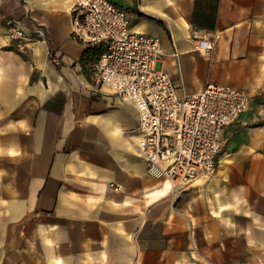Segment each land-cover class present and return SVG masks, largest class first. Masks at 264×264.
<instances>
[{
    "label": "crops",
    "instance_id": "1",
    "mask_svg": "<svg viewBox=\"0 0 264 264\" xmlns=\"http://www.w3.org/2000/svg\"><path fill=\"white\" fill-rule=\"evenodd\" d=\"M110 1L131 31L157 37L181 93L226 84L249 104L223 132L213 175L171 189L146 172L135 105L95 83L94 60L83 66L75 0H5L0 264H264V0ZM7 18L30 48L15 49Z\"/></svg>",
    "mask_w": 264,
    "mask_h": 264
},
{
    "label": "built area",
    "instance_id": "2",
    "mask_svg": "<svg viewBox=\"0 0 264 264\" xmlns=\"http://www.w3.org/2000/svg\"><path fill=\"white\" fill-rule=\"evenodd\" d=\"M5 23L16 50L31 47L19 20ZM37 32L43 35L41 28ZM193 36L197 49L213 46L198 31ZM71 37L101 48L93 64L96 82L138 110L136 148L148 175L164 178L171 189L213 175L223 132L249 104L245 90L207 84L199 92L181 93L162 67L157 37L131 31L128 12L110 0H75ZM49 56L55 65L61 63L53 50ZM109 187L119 190L113 183Z\"/></svg>",
    "mask_w": 264,
    "mask_h": 264
},
{
    "label": "trees",
    "instance_id": "3",
    "mask_svg": "<svg viewBox=\"0 0 264 264\" xmlns=\"http://www.w3.org/2000/svg\"><path fill=\"white\" fill-rule=\"evenodd\" d=\"M101 52L102 50L99 46L87 47L81 59L83 66H85L89 61H96Z\"/></svg>",
    "mask_w": 264,
    "mask_h": 264
},
{
    "label": "rangeland",
    "instance_id": "4",
    "mask_svg": "<svg viewBox=\"0 0 264 264\" xmlns=\"http://www.w3.org/2000/svg\"><path fill=\"white\" fill-rule=\"evenodd\" d=\"M91 74H92V76H93V79H94V81H95V83H97L96 82V77H95V74H94V70L92 69V71H91ZM98 84V83H97ZM99 85V84H98Z\"/></svg>",
    "mask_w": 264,
    "mask_h": 264
}]
</instances>
